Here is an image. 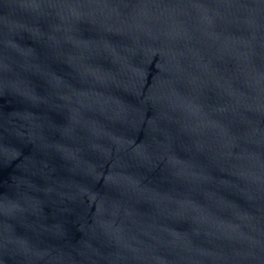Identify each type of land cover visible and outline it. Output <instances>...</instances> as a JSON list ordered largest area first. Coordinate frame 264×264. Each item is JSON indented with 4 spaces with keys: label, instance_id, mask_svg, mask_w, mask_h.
<instances>
[{
    "label": "water",
    "instance_id": "1",
    "mask_svg": "<svg viewBox=\"0 0 264 264\" xmlns=\"http://www.w3.org/2000/svg\"><path fill=\"white\" fill-rule=\"evenodd\" d=\"M0 264H264V0H0Z\"/></svg>",
    "mask_w": 264,
    "mask_h": 264
}]
</instances>
